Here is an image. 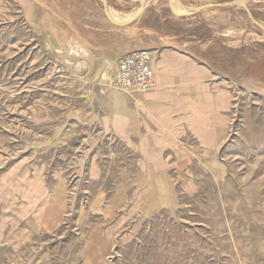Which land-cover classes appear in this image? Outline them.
<instances>
[{"label": "rangeland", "instance_id": "1", "mask_svg": "<svg viewBox=\"0 0 264 264\" xmlns=\"http://www.w3.org/2000/svg\"><path fill=\"white\" fill-rule=\"evenodd\" d=\"M43 1L61 37L77 25L102 50L88 74L70 70L28 17L37 3L0 0V264H264V0H237L252 17L169 5L235 0H143L120 25L131 16L113 11L140 0ZM140 48L154 89H118L117 60Z\"/></svg>", "mask_w": 264, "mask_h": 264}, {"label": "bare ground", "instance_id": "2", "mask_svg": "<svg viewBox=\"0 0 264 264\" xmlns=\"http://www.w3.org/2000/svg\"><path fill=\"white\" fill-rule=\"evenodd\" d=\"M33 1L35 3H37V6L31 8L28 11V17L30 20H33L34 18L38 19V17L41 16L42 32H43L46 44L49 47V49L53 52L54 56L58 57V58H62V60L64 61V65L66 67H68V69H70V70L78 69L80 71L84 70V72L88 74L93 68H95V66H97L94 63L95 52H94V50H92L93 46L89 40V37H87L86 34L80 32L79 29L75 25H71L70 28L68 29V31L64 32V34H65L64 37H61L59 34V29L52 22V18H50L49 15L42 13L43 10H45V8L49 6L48 3L43 1V0H33ZM175 3L178 6V8H180L181 10H185V8H183V6L181 5L180 2H178V0H175ZM187 11L188 10H186L185 12H187ZM135 13L136 12H132L129 15L123 16V15H118L116 10L113 11L114 17H116L119 20L124 19L126 17H130V16H131L130 18H132ZM121 21H124V20H121ZM115 58H116L115 55H114V57L111 58L113 63H116ZM152 61H153V59H152ZM151 64H152V62H151ZM156 77H157V75L155 73L153 74V64H152V79L154 81H157ZM80 79L83 82H85L88 80V76L81 77ZM117 88L120 89L119 87H117ZM83 94L88 99L91 98L92 99L91 101L94 100V95L92 92H90V93L84 92ZM69 115L73 116V117L74 116H76V117L83 116L79 112H76V111L74 113H70ZM62 128H63V126L61 124L58 125V127H56V129H55V132L58 133V131H60ZM156 157H158V156H156ZM157 186L158 185H155L153 187V190L150 193L151 195H149V196L155 197V196H153V194L155 195V193L160 192V190ZM161 188H163V187H161ZM162 193H164V194L162 195V194L158 193V195H157V198L160 199L161 203H163L167 206L173 205L174 204V201H173L174 200V194L172 193V189L169 188L168 186H166ZM172 210H173V208H172Z\"/></svg>", "mask_w": 264, "mask_h": 264}, {"label": "built area", "instance_id": "3", "mask_svg": "<svg viewBox=\"0 0 264 264\" xmlns=\"http://www.w3.org/2000/svg\"><path fill=\"white\" fill-rule=\"evenodd\" d=\"M152 51L144 48L121 55L116 63L115 81L121 90L150 91L154 89L152 79ZM60 66L53 69L57 74Z\"/></svg>", "mask_w": 264, "mask_h": 264}, {"label": "crops", "instance_id": "4", "mask_svg": "<svg viewBox=\"0 0 264 264\" xmlns=\"http://www.w3.org/2000/svg\"><path fill=\"white\" fill-rule=\"evenodd\" d=\"M88 1V0H87ZM84 2V1H82ZM85 4L83 5V8L82 11L85 12L86 10H90L89 12H91V9H94V6L95 4H93L92 1H88V7L86 8V2H84ZM80 1L78 0H70V2L68 1L67 3V10L66 12H71V11H78L75 7H79L80 5ZM70 7V9H69ZM145 7H146V4H145ZM145 11V9L143 10V12ZM143 12L139 15V17L143 14ZM78 29L79 27L77 25H75ZM92 26H97V24H95L93 21H91V24L89 27H92ZM80 30V29H79ZM92 46H93V49L95 53H98V52H101V46H102V43L98 40V39H93V38H89ZM122 52V51H121ZM121 52L119 51H116V53H114V55L118 56L119 54H121ZM176 56H174L170 51L169 52H163L160 54V56L158 57L157 61L155 60V62L159 63L161 62V64H167V65H170L172 64L174 58ZM179 61L180 63H182L183 66H188L190 63H194L192 60L190 61L189 59H184L183 57H179ZM197 67H198V73L200 74V79H202V81H208L210 79V77L213 76V74L215 75L216 72H215V69H213L209 62H207L205 59L202 60V64L200 65H197L196 63H194ZM129 122V121H128ZM132 135L130 134V137Z\"/></svg>", "mask_w": 264, "mask_h": 264}, {"label": "water", "instance_id": "5", "mask_svg": "<svg viewBox=\"0 0 264 264\" xmlns=\"http://www.w3.org/2000/svg\"><path fill=\"white\" fill-rule=\"evenodd\" d=\"M104 4V6L106 7V5L108 4V2L106 0H101ZM233 4H240L247 13H249V10L247 8V6L244 4V3H240V1H232V2H223V3H207V4H202L198 7H196L195 9L191 10V11H187V12H184V13H179V12H176L173 5L171 4V1L169 3L170 5V10H171V13L173 15H176L178 17H184V16H193L195 15L196 13L200 12V10L204 9V8H217V7H222V6H231ZM145 8V2L143 0H140V3H139V9L136 11V13L133 15L132 18H130L127 22H114L115 24L117 25H120V24H126L128 22H131L133 20H135L144 10ZM250 16H251V13H249ZM252 17V16H251ZM260 26L261 29L264 30V27H262L260 24H258Z\"/></svg>", "mask_w": 264, "mask_h": 264}]
</instances>
